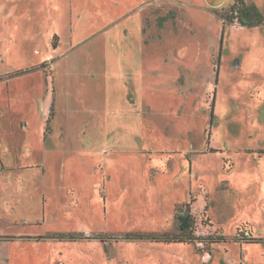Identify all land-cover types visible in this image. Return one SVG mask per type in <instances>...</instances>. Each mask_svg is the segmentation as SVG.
I'll return each instance as SVG.
<instances>
[{"label": "rangeland", "instance_id": "obj_1", "mask_svg": "<svg viewBox=\"0 0 264 264\" xmlns=\"http://www.w3.org/2000/svg\"><path fill=\"white\" fill-rule=\"evenodd\" d=\"M233 1L0 0V264H264V21Z\"/></svg>", "mask_w": 264, "mask_h": 264}, {"label": "trees", "instance_id": "obj_2", "mask_svg": "<svg viewBox=\"0 0 264 264\" xmlns=\"http://www.w3.org/2000/svg\"><path fill=\"white\" fill-rule=\"evenodd\" d=\"M247 7L244 6V3L242 0H234L232 2V4L230 5V13H231V17L229 16V19L232 21V19H237L239 21V23L241 25H246L248 27H252L256 24H260L262 23V21H264V17L262 18H259L257 21H247L245 19H243V17L246 16L245 12L247 11L246 10ZM56 36V34H54L52 36V38ZM221 40H222V37H221ZM52 47L53 48H56L57 47V44L55 42H52ZM220 55H221V44L219 46V51L217 53V59L219 60L220 58ZM218 60H217V63L215 65V72H216V75H217V71H218ZM215 80H216V77H215ZM212 150V149H211ZM189 208H190V205L189 203L186 204V212H183L182 208L179 207L177 209V212H176V215H175V219L177 220V224L178 226L181 228V229H186L188 226L191 228H193V218H191L190 214L188 213L189 212ZM187 218L190 219L189 222H187ZM149 238H153L152 236H149ZM156 240H160V241H163V242H179V241H186L188 239H184L182 237H177L175 235H170L169 233H163L161 234L160 236L158 237H155ZM190 239V237H189Z\"/></svg>", "mask_w": 264, "mask_h": 264}, {"label": "crops", "instance_id": "obj_3", "mask_svg": "<svg viewBox=\"0 0 264 264\" xmlns=\"http://www.w3.org/2000/svg\"><path fill=\"white\" fill-rule=\"evenodd\" d=\"M251 2H253V4H254V1L252 0ZM130 13L128 12L127 14H125V15H123L124 17H127V16H130L129 15ZM133 14H135V13H133ZM71 34H72V32H70L69 33V35L71 36ZM72 43V42H71ZM70 43V44H71ZM55 49V48H54ZM52 100V97L51 96H49L48 98H47V101H46V105L43 107V113H44V117L46 118V115H48V113H49V110H50V105H51V102H53V101H51ZM47 113V114H46ZM45 121H46V119H45ZM44 131V130H43Z\"/></svg>", "mask_w": 264, "mask_h": 264}]
</instances>
